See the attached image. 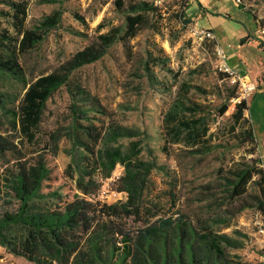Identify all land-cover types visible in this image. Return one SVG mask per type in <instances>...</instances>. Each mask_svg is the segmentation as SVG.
<instances>
[{"label": "trees", "instance_id": "16d2710c", "mask_svg": "<svg viewBox=\"0 0 264 264\" xmlns=\"http://www.w3.org/2000/svg\"><path fill=\"white\" fill-rule=\"evenodd\" d=\"M235 2L256 29L264 31V19L246 9L242 0ZM0 3L7 7L2 15L9 19L15 35L0 32V82L23 87L16 110L10 112L19 140L0 134V246L33 264H237L225 254V248L238 247L236 241L218 234L213 226L224 223L227 213L231 219L250 209L264 218V169L253 157L257 142L252 124L244 116L248 106L239 99L238 82L224 87V104L217 116L226 114L228 104L234 102L228 131L237 147H249L247 154L252 157L243 155L233 162L219 184H199L186 196H176L174 184L169 193L153 196L149 176L156 165L111 146L119 139L135 137L134 132L105 122L109 117L105 107L73 75L102 58L114 43L125 45L149 27V18L158 9L145 1L112 0L115 11L124 14L122 29L114 27L98 34L54 71L28 82L19 58L42 41L44 32L59 24L61 13L54 11L39 26L28 29L26 1ZM172 5L182 14L188 2L173 0ZM250 41L257 43L264 60V34L245 36L240 45ZM225 77L232 76L220 73V80ZM61 88L70 97L66 137L79 155L70 154L72 165L59 177L54 174L52 159L61 135L42 132L40 126L47 101ZM203 109L176 98L163 119L170 144L187 145L194 156L209 155L222 145L217 143L216 133L208 134ZM138 146L132 144L133 154L139 153ZM117 164L124 173L114 191L125 193L126 200L107 204L96 197L101 184L94 175L103 172L110 178Z\"/></svg>", "mask_w": 264, "mask_h": 264}, {"label": "rangeland", "instance_id": "374dc122", "mask_svg": "<svg viewBox=\"0 0 264 264\" xmlns=\"http://www.w3.org/2000/svg\"><path fill=\"white\" fill-rule=\"evenodd\" d=\"M23 1H26L25 26L28 29L39 26L54 11L61 13L59 24L44 32L42 41L19 58L28 82L54 71L72 53L89 46L98 34L124 27V14L115 11L112 0H54L52 4H44L43 0ZM242 1L246 9L264 19V0ZM172 2L157 7L158 14L149 18V27L140 30L127 44L114 43L102 58L73 75V80L97 96L105 107L109 114L105 122L111 121L134 132L135 137L119 139L111 146L134 159L156 165L149 176L153 196L169 193L174 184L176 196L188 195L199 184H219L233 162L243 155L252 157L247 154L249 147H237L228 131L234 102L228 104L226 114L217 116L218 108L224 104V87L235 82H238L239 99L247 103L244 116L251 122L257 142L253 157L260 160L264 169V60L261 52L252 43L238 46L237 40L227 61L214 39L198 42L190 37L189 29L195 27L194 24L191 20L185 24L184 20H189L185 11L180 14L179 7ZM5 12L7 7L0 3V32L15 36L9 19L2 15ZM200 15L205 16L203 12ZM207 18L215 27L221 47L232 44L237 34L235 25L223 17L208 15ZM98 26H102L101 29ZM249 30L253 37L264 34L255 26ZM220 73L232 77L220 80ZM22 94L21 85L0 82V134L15 142L19 139L11 124L10 112L16 110ZM178 97L203 106V116L210 126L208 134L216 133L217 143L222 144L209 155L194 156L187 145L169 143L163 119ZM69 98L65 88L55 92L46 103L40 126L42 132L61 135L52 159L54 174L59 177L72 165L71 155H79L66 137ZM133 143L139 145L138 154L130 149ZM123 173L119 164L111 171L110 178H105L103 172L95 173L94 178L101 184L98 200L107 204L126 200L125 193L114 191V184ZM165 208L167 211L169 206ZM222 219L224 223L214 225V231L235 240L238 245L225 248L226 258L237 264H264V218L250 209L231 219L227 213ZM5 251L0 246V264H33Z\"/></svg>", "mask_w": 264, "mask_h": 264}, {"label": "crops", "instance_id": "0c3cea01", "mask_svg": "<svg viewBox=\"0 0 264 264\" xmlns=\"http://www.w3.org/2000/svg\"><path fill=\"white\" fill-rule=\"evenodd\" d=\"M200 12H203L205 16L201 17ZM185 15L187 19L192 21L196 28L206 29L212 32L214 42L223 50L225 57H227V61L230 57V53L234 50L232 48L234 43L238 40V46H242L240 45V40L245 36H252L251 32H249V28L254 26V23L251 18L244 13V11L238 9L235 0H191V2L188 3ZM208 15L218 18L223 17L235 25L234 27L237 34L234 35V41L232 44H226L221 47L218 34L215 31V27L211 25L209 19L207 18ZM248 43H252L254 46L257 45L254 41H250ZM248 76L250 77L249 74ZM248 76L246 77L248 78Z\"/></svg>", "mask_w": 264, "mask_h": 264}, {"label": "built area", "instance_id": "2783aa9c", "mask_svg": "<svg viewBox=\"0 0 264 264\" xmlns=\"http://www.w3.org/2000/svg\"><path fill=\"white\" fill-rule=\"evenodd\" d=\"M148 1L154 6V8L155 7L157 8V7H162L166 2H169L170 0H148ZM187 2H189V0H187ZM189 34L191 38H193L194 40L198 42H204V41L206 42V41L214 39L212 32L206 29L190 27ZM224 71L228 72L227 69H225Z\"/></svg>", "mask_w": 264, "mask_h": 264}]
</instances>
